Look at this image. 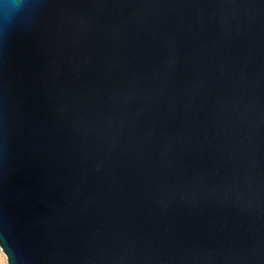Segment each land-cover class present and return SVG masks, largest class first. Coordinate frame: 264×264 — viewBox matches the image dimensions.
Wrapping results in <instances>:
<instances>
[{
	"label": "water",
	"instance_id": "95a60500",
	"mask_svg": "<svg viewBox=\"0 0 264 264\" xmlns=\"http://www.w3.org/2000/svg\"><path fill=\"white\" fill-rule=\"evenodd\" d=\"M7 264H264V0H0Z\"/></svg>",
	"mask_w": 264,
	"mask_h": 264
},
{
	"label": "clouds",
	"instance_id": "9594fccd",
	"mask_svg": "<svg viewBox=\"0 0 264 264\" xmlns=\"http://www.w3.org/2000/svg\"><path fill=\"white\" fill-rule=\"evenodd\" d=\"M19 7H20V0H4L6 19H7V12L9 9H16Z\"/></svg>",
	"mask_w": 264,
	"mask_h": 264
},
{
	"label": "bare ground",
	"instance_id": "6f19581e",
	"mask_svg": "<svg viewBox=\"0 0 264 264\" xmlns=\"http://www.w3.org/2000/svg\"><path fill=\"white\" fill-rule=\"evenodd\" d=\"M0 264H7L6 258L0 249Z\"/></svg>",
	"mask_w": 264,
	"mask_h": 264
}]
</instances>
